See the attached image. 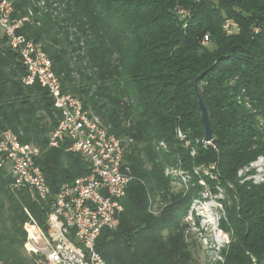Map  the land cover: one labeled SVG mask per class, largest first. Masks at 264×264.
I'll return each instance as SVG.
<instances>
[{
    "label": "trees",
    "instance_id": "obj_1",
    "mask_svg": "<svg viewBox=\"0 0 264 264\" xmlns=\"http://www.w3.org/2000/svg\"><path fill=\"white\" fill-rule=\"evenodd\" d=\"M12 1L15 17L33 12L22 33L43 44L64 91L78 96L113 133L132 140L126 160L133 179L120 224L104 228L97 240L107 263L192 264L185 215L194 194L172 195L159 215L150 200L169 190L166 168L195 174V167L217 163L218 179L233 201L224 224L234 231L225 264H264V181L238 176L246 168L253 173L251 163L264 156V132L256 114L237 102L245 89L264 116V0H59L66 7L49 5L39 18L35 0ZM179 7L192 12L187 26L175 11ZM226 18L238 22V33L223 29ZM205 35L210 46L202 45ZM207 69L200 84L217 149L196 144L192 156L176 130L192 140L205 138L194 82ZM25 74L19 53L0 35V127L13 129L23 143L42 146L37 162L53 200L64 184L86 176L90 164L79 153L48 147L49 125L40 111L54 108L57 125L61 114L47 89L22 83ZM34 93L41 96L32 99ZM156 142L167 147L158 151ZM11 183L9 172L0 169V261L36 264L38 255L24 253L25 223L29 212L47 229L50 209Z\"/></svg>",
    "mask_w": 264,
    "mask_h": 264
},
{
    "label": "built area",
    "instance_id": "obj_2",
    "mask_svg": "<svg viewBox=\"0 0 264 264\" xmlns=\"http://www.w3.org/2000/svg\"><path fill=\"white\" fill-rule=\"evenodd\" d=\"M175 11L187 26L191 10L179 7ZM14 12L12 0H0V31L10 47L19 53L25 66L22 83L26 86L39 83L47 89L54 107L61 114L58 125L51 133L50 145L59 147L61 142L67 141L66 150L81 154L90 164L86 176L76 183L64 184L53 196L48 229L43 228L28 212L25 249L31 255L43 258L46 264H108L97 249V240L104 228L115 229L120 224V215L124 211L123 199L133 179L126 160L128 145L132 140L113 133L109 126L85 108L78 96L64 91L43 44L22 33L33 12L29 10L21 18L15 17ZM223 29L233 34L240 31V26L235 19L226 18ZM262 30L261 27H254L257 33ZM210 44L209 35H205L202 45ZM237 100L256 114L257 125L264 132V116L253 108L245 89ZM176 133L184 146L190 148L192 156L197 154L196 144L217 149L212 141L205 138L192 140L180 127ZM165 148L166 144L161 142L160 149ZM39 155L37 146L23 143L13 129L0 127V169L8 168L12 178L11 187L28 188L37 199L48 200L52 197V191L37 162ZM262 164L264 156L251 163L252 167L261 171L263 167L259 165ZM195 173L218 179L219 167L217 163L198 166Z\"/></svg>",
    "mask_w": 264,
    "mask_h": 264
},
{
    "label": "rangeland",
    "instance_id": "obj_3",
    "mask_svg": "<svg viewBox=\"0 0 264 264\" xmlns=\"http://www.w3.org/2000/svg\"><path fill=\"white\" fill-rule=\"evenodd\" d=\"M49 5H53V8H58L59 11L62 7H66V5L59 0H35L32 2V8H39L42 12L37 14L38 18L43 17L44 13L48 11L47 6ZM49 12L55 15L58 14V11L53 9L49 10ZM0 35L3 36L1 31ZM40 96V93H34L32 99H36ZM40 115L44 117L42 123H47L49 125V131L46 135V138H48V147L66 150L68 145L67 141L61 142L59 147H53L50 145L51 133L56 128L60 117L56 110L52 108L50 113L40 111ZM50 116L53 118L51 119ZM31 144L40 149L41 155L43 150L42 146L38 145L36 142H32ZM154 147L156 150L160 151L161 143H154ZM259 167H263V170L261 171L251 165L253 173H249V169L246 168L241 170L238 173V176L241 180H252L253 182L258 181L259 183L263 182L264 164L259 165ZM5 170L8 171V168H5ZM165 175L170 178V188L167 191H157V193L155 192V194L151 196V211L154 215H159L162 212L167 199L172 195H185L190 192L194 194L189 209L185 215V221L189 228L187 236L189 249L193 258L192 264H225L223 253L227 250L234 233L231 229L227 230L224 228V224L228 223V209L233 207L232 196L227 188L219 179H207L204 174H193L180 168L177 170L172 169L171 167L166 168ZM21 189L28 192L32 199H37L30 189L20 188V190ZM42 202L49 206L50 213L52 210V199L41 200L40 204ZM126 205L128 208V203H126ZM47 220L48 216L44 222V225H46V228L48 229L49 226ZM24 253L28 256H32L26 251V249H24ZM36 264L46 263L44 259L40 257Z\"/></svg>",
    "mask_w": 264,
    "mask_h": 264
},
{
    "label": "water",
    "instance_id": "obj_4",
    "mask_svg": "<svg viewBox=\"0 0 264 264\" xmlns=\"http://www.w3.org/2000/svg\"><path fill=\"white\" fill-rule=\"evenodd\" d=\"M208 71L209 69L204 70L196 77L194 82V88L197 94L198 109L201 116V122L204 127L205 140L210 142L214 138V129L211 119V113L205 101L204 90L200 84L202 78L207 74Z\"/></svg>",
    "mask_w": 264,
    "mask_h": 264
}]
</instances>
